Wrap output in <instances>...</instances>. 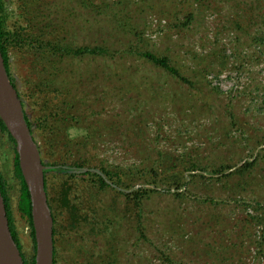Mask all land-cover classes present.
Returning a JSON list of instances; mask_svg holds the SVG:
<instances>
[{
    "label": "rangeland",
    "instance_id": "374dc122",
    "mask_svg": "<svg viewBox=\"0 0 264 264\" xmlns=\"http://www.w3.org/2000/svg\"><path fill=\"white\" fill-rule=\"evenodd\" d=\"M83 1L5 0L9 28L33 35L9 61L43 161L82 167L46 173L55 264H264V0ZM54 36L117 53L55 57ZM15 159L0 127L35 260Z\"/></svg>",
    "mask_w": 264,
    "mask_h": 264
},
{
    "label": "water",
    "instance_id": "95a60500",
    "mask_svg": "<svg viewBox=\"0 0 264 264\" xmlns=\"http://www.w3.org/2000/svg\"><path fill=\"white\" fill-rule=\"evenodd\" d=\"M0 118L14 138L18 161L31 200L36 243L34 264H54V218L45 189V167L38 143L27 123L22 100L5 67L0 49ZM0 264H24L21 250L10 229L0 189Z\"/></svg>",
    "mask_w": 264,
    "mask_h": 264
},
{
    "label": "trees",
    "instance_id": "16d2710c",
    "mask_svg": "<svg viewBox=\"0 0 264 264\" xmlns=\"http://www.w3.org/2000/svg\"><path fill=\"white\" fill-rule=\"evenodd\" d=\"M86 1L87 0H84L83 3L86 4ZM90 2H91V0H90ZM19 28L20 27H16L13 29L9 28L8 15H7L6 7H5V0H0V49H1V52H2V55L4 58L5 67L7 69L10 80L12 81L13 85L16 88H17L16 79H15V77L12 76V73L10 70L9 50H10L11 46L16 47L18 45L27 43V41L29 39H31L33 36L31 34H28L26 29H22V28L19 29ZM45 47L47 48L48 51H50V53L53 56L60 57V58L62 56H68V55L69 56L83 57L86 55L106 56V55H111V54L113 55V54L117 53L116 50H112L111 47L104 45V44H95V45L84 44V45L73 46L71 44L62 43L58 36H54V40L47 42L45 44ZM119 51L121 52L122 50H119ZM140 54L148 57V59H150L156 65H160V66L164 67L169 73L177 76L181 80L188 81V79L180 72V70L178 68H176L175 66H173L170 63V61L167 60L166 57L157 56L151 52H141ZM17 90H18L19 96L22 100V104H23L24 113H25L27 123L31 129L32 134H33V124L29 120V116H28V113L26 110V105H25V102L21 96V93H20L18 88H17ZM0 127L3 128L4 130H7V128H6L5 124L3 123V121L1 120V118H0ZM10 137L15 142L14 138L11 135H10ZM34 139H35V137H34ZM38 146H39V144H38ZM39 149H40V146H39ZM42 160H43V158H42ZM44 164L46 165V167H45V189H46L47 195H48V186H47V180H46V173L48 171L57 170L60 172H66V171H70V170H74V169L78 170V169L82 168L81 166L76 165V164L66 165V164H60V163H45V162H44ZM15 168H16V174H17L18 178L20 179V183H21L20 208H21L22 212H24L28 216L32 235L34 237L32 215H31V200H30V195H29L27 185L24 181L23 175H22L20 167H19L17 150H16ZM86 171L90 172L91 170L87 169ZM102 172L106 175L110 174L109 170H104V171L102 170ZM94 174L98 177L101 185L105 186L107 182L104 179V177L102 176V174H100L98 172H94ZM0 189H1V192H2L4 199H5L7 214H8L9 223H10V229L12 231V234H13V237H14L16 243L18 244V246L21 250V242L19 240V237H18L17 232L15 230V227L13 225V219H12L11 211L9 209V202H8V196H7V191H6V182H5L4 176L1 173V171H0ZM144 192H146V194H147L149 192V189H146V191H144ZM142 196H143L142 194L138 195L139 198ZM48 202H49V199H48ZM49 206H50V209L52 211L54 222H55V216H54L53 210L51 208L50 202H49ZM54 233H55V229H54ZM34 239H35V237H34ZM54 247H55V239H54ZM21 253H22V256L24 259V264H34L35 263L34 258H32L31 260H27V258L24 256L22 250H21ZM54 256H55V250H54ZM54 264H55V257H54Z\"/></svg>",
    "mask_w": 264,
    "mask_h": 264
}]
</instances>
